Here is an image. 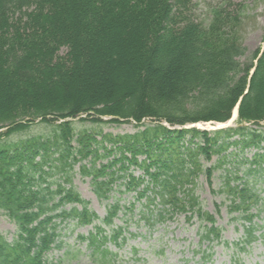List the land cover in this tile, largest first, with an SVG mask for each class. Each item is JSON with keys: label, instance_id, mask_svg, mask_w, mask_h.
<instances>
[{"label": "trees", "instance_id": "1", "mask_svg": "<svg viewBox=\"0 0 264 264\" xmlns=\"http://www.w3.org/2000/svg\"><path fill=\"white\" fill-rule=\"evenodd\" d=\"M189 6L190 0H0V210L17 228L13 242L0 234V264H43L68 220L94 225L97 234L102 223L113 225L117 202L95 224L100 217L72 186L78 163L98 197L110 198L123 180L136 200L125 209L139 202L140 219L152 227L180 213L196 216L201 239L212 244L221 242V228L195 190L203 172L213 185L215 166L202 161L215 154L239 159L222 184L243 220L235 245L246 249L259 238L264 48L242 61L248 49L240 15L216 8L204 23ZM238 104L237 126L185 127L227 122ZM75 119L139 128L77 131ZM37 120L53 127L50 135L7 142Z\"/></svg>", "mask_w": 264, "mask_h": 264}, {"label": "rangeland", "instance_id": "2", "mask_svg": "<svg viewBox=\"0 0 264 264\" xmlns=\"http://www.w3.org/2000/svg\"><path fill=\"white\" fill-rule=\"evenodd\" d=\"M216 8L226 9L232 15H240L239 35L248 49L242 61L264 47V0H190V15L200 22L208 23ZM61 53L65 54L66 49H63ZM74 121L77 131L88 129L124 134L134 133L139 128L127 122L98 124L79 119ZM145 124H151V120H146ZM248 125L257 127L254 124ZM234 126H237V118L223 125L216 122L204 124L201 129L213 131ZM52 130V126L37 120L29 129L9 137L7 142L32 136L50 135ZM253 151H250L249 156ZM100 161H106V159L102 158ZM226 161L219 159L217 154L213 155L211 161L203 160L204 168L215 166L213 185L210 186L203 172L197 180L198 185L195 190L203 208L214 215L216 225L221 228V242L216 240L212 244L201 239L202 225L196 216L188 219L186 214L180 213L152 227L140 219L139 202H136L132 211L125 209L130 207V202L136 200L135 192L125 190L123 180H118L113 185L110 198L98 197L94 191L92 177L85 174L80 163L76 164L72 172V186L88 202L90 211L97 213L100 217L95 220V224H101V218L106 216L109 204L117 202L120 210L114 217L113 225L108 226L102 223L104 230L98 234L94 225L80 226L74 220L59 224L57 229L59 237L56 239L58 246H54L46 253L42 260L43 264H264V179L256 183V188L262 197L261 202H263L260 213L254 218L258 224L255 233L259 238L246 249L240 250L235 243L244 235L243 220L236 218L238 213L230 209L229 194L224 191L222 185L226 168L235 171L240 161L239 159L230 163ZM82 163H88V159ZM242 166L239 167L241 172ZM135 173L141 174L142 170L135 169ZM56 222L59 223L58 218ZM117 227H122V234L114 239L111 236L114 233L113 229ZM16 233V225L0 210V234L5 238L2 240L13 242ZM91 233L95 235L94 242L89 239ZM103 236H107L106 241L102 239Z\"/></svg>", "mask_w": 264, "mask_h": 264}, {"label": "bare ground", "instance_id": "3", "mask_svg": "<svg viewBox=\"0 0 264 264\" xmlns=\"http://www.w3.org/2000/svg\"><path fill=\"white\" fill-rule=\"evenodd\" d=\"M237 116H238V112H237V109H235L234 110L233 117H232V119L228 123L233 122L237 118Z\"/></svg>", "mask_w": 264, "mask_h": 264}, {"label": "water", "instance_id": "4", "mask_svg": "<svg viewBox=\"0 0 264 264\" xmlns=\"http://www.w3.org/2000/svg\"><path fill=\"white\" fill-rule=\"evenodd\" d=\"M237 109H238V106H237Z\"/></svg>", "mask_w": 264, "mask_h": 264}]
</instances>
